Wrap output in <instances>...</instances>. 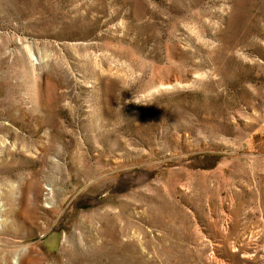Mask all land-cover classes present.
I'll return each mask as SVG.
<instances>
[{"label": "rangeland", "instance_id": "obj_1", "mask_svg": "<svg viewBox=\"0 0 264 264\" xmlns=\"http://www.w3.org/2000/svg\"><path fill=\"white\" fill-rule=\"evenodd\" d=\"M0 264H264V0H0Z\"/></svg>", "mask_w": 264, "mask_h": 264}]
</instances>
